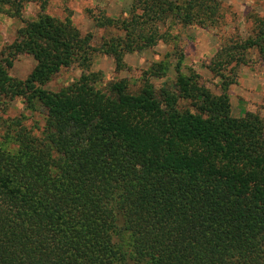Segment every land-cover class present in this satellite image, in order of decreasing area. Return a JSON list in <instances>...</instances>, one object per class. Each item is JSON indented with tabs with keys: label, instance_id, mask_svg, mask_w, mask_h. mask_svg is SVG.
<instances>
[{
	"label": "trees",
	"instance_id": "16d2710c",
	"mask_svg": "<svg viewBox=\"0 0 264 264\" xmlns=\"http://www.w3.org/2000/svg\"><path fill=\"white\" fill-rule=\"evenodd\" d=\"M48 1L0 0L10 18L40 7L1 52L0 105L21 99L44 118L38 136L13 121L16 148L0 146V264H264V120L232 117L225 87L214 95L181 73L178 48L175 80L159 88L167 63L136 90L90 72L99 54L120 72L126 55L176 41L175 26L216 27L219 1L132 0L126 17L95 19L117 32L97 48L69 19L45 15ZM251 50L264 59V17L208 70L224 79ZM23 55L35 66L18 80L9 69ZM73 67L84 72L76 82L45 88Z\"/></svg>",
	"mask_w": 264,
	"mask_h": 264
},
{
	"label": "rangeland",
	"instance_id": "374dc122",
	"mask_svg": "<svg viewBox=\"0 0 264 264\" xmlns=\"http://www.w3.org/2000/svg\"><path fill=\"white\" fill-rule=\"evenodd\" d=\"M221 20L210 29L175 26L171 30L177 40L165 44L157 42L150 49L141 53L128 54L124 57L125 67L116 72L112 58L96 55L90 72L99 73L102 84L114 79H126L132 90L138 89L142 73L149 70L154 63L163 62L170 68L162 79H152L156 87L175 80L173 70L178 55L174 50H182L184 60L181 73L188 76L191 72L200 77V84L206 86L214 95H220L225 87L231 105V115L239 118L245 113H252L264 120V59L257 51L251 50L246 55V63L227 68L223 72L224 79L214 77L208 70L210 61L216 52L225 45L246 39L253 29V18L264 17V0H218ZM132 0H49L44 14L64 21L69 19L82 35L90 34L91 44L99 47L103 40L117 32L111 29H100L95 19L104 16L120 19L127 16ZM40 14L38 3L25 6L21 18H10L0 13V59L4 47L16 38V32L25 22L35 20ZM35 62L29 56H19L9 69V75L24 80L33 70ZM84 72L73 67L61 71L45 88L50 91L68 86L76 82ZM19 120L21 126L38 136L44 126V118L40 112H30L21 99H16L6 106L0 105V146L8 149L16 148L10 140L14 127L13 121ZM118 242V240H116ZM129 252V249L126 248ZM123 264H135L127 260Z\"/></svg>",
	"mask_w": 264,
	"mask_h": 264
}]
</instances>
